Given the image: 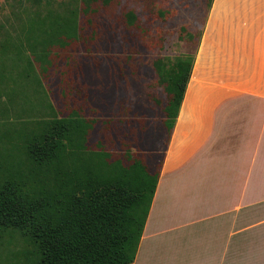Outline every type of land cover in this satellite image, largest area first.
I'll return each instance as SVG.
<instances>
[{
    "label": "crops",
    "instance_id": "crops-1",
    "mask_svg": "<svg viewBox=\"0 0 264 264\" xmlns=\"http://www.w3.org/2000/svg\"><path fill=\"white\" fill-rule=\"evenodd\" d=\"M198 32L132 264H264V0H212Z\"/></svg>",
    "mask_w": 264,
    "mask_h": 264
},
{
    "label": "rangeland",
    "instance_id": "rangeland-1",
    "mask_svg": "<svg viewBox=\"0 0 264 264\" xmlns=\"http://www.w3.org/2000/svg\"><path fill=\"white\" fill-rule=\"evenodd\" d=\"M68 1L53 0L51 11L59 10L55 4ZM206 4V0L90 4L81 12L78 38L48 48L47 61L18 79L26 85L11 82L15 75L7 70V52L0 55V180H18L19 174L29 173L14 148L19 144L15 131H31L38 121L73 114L91 123L83 144L87 152H103L120 165L128 164L124 158L129 154L131 161L157 171L168 137L164 125L168 116L165 84L154 63L193 54ZM24 7L23 0H0V45L7 34L18 41ZM64 7L81 8V3L71 0ZM129 13L135 17L133 24L127 21ZM23 53L31 56L28 49ZM21 181L29 184L26 178ZM33 250L18 233H0V264L31 263Z\"/></svg>",
    "mask_w": 264,
    "mask_h": 264
},
{
    "label": "trees",
    "instance_id": "trees-1",
    "mask_svg": "<svg viewBox=\"0 0 264 264\" xmlns=\"http://www.w3.org/2000/svg\"><path fill=\"white\" fill-rule=\"evenodd\" d=\"M23 1L27 7L18 41L7 34L0 45V55L7 52V70L15 75L11 78L15 85H26L18 79L25 70L47 61L48 48L78 38L81 12L90 4L111 2L78 0L81 8L64 7L69 0L55 4L59 10L51 11L53 0ZM206 1L208 9L212 0ZM126 18L130 24L135 21L132 13ZM193 55L154 63L165 84L168 135L191 74ZM44 70L41 67L40 72ZM90 130L89 121L73 114L38 121L31 131H15L19 147L14 148L29 173L19 174L18 180H0V233L16 232L33 246L34 258L28 264H132L134 260L158 172L150 173L139 161H131L129 154L124 158L128 164L120 165L103 152H87L83 144Z\"/></svg>",
    "mask_w": 264,
    "mask_h": 264
}]
</instances>
